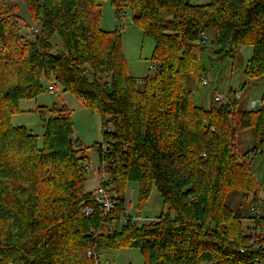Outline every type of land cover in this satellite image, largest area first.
I'll return each instance as SVG.
<instances>
[{
  "label": "trees",
  "instance_id": "1",
  "mask_svg": "<svg viewBox=\"0 0 264 264\" xmlns=\"http://www.w3.org/2000/svg\"><path fill=\"white\" fill-rule=\"evenodd\" d=\"M20 3L38 26H27L25 43ZM112 4L120 18L132 11L131 22L154 42L153 74L144 79L130 73L122 31L102 29L99 0H0V264H99L103 251L124 249L140 250L144 264H264L262 186L252 152L237 142L253 131L256 154L263 149L264 97L258 111L238 102L205 108L193 89L207 74L209 34L217 56L234 60L251 46L244 75L264 79V0ZM55 80L104 118L97 176H106L113 198L108 216L86 190L90 161L68 110L51 113L43 143L12 123L21 103ZM129 184L138 186L139 211L156 188L170 214L135 225ZM235 194L255 215L247 234L244 205H229ZM83 204L94 210L89 218Z\"/></svg>",
  "mask_w": 264,
  "mask_h": 264
},
{
  "label": "rangeland",
  "instance_id": "2",
  "mask_svg": "<svg viewBox=\"0 0 264 264\" xmlns=\"http://www.w3.org/2000/svg\"><path fill=\"white\" fill-rule=\"evenodd\" d=\"M191 2L196 5H204L209 3L210 0H191ZM99 3L103 14L102 29L105 31H116L118 29L122 31L123 51L131 75L138 79H144L152 75L153 65L151 59L155 45L152 40L145 38L137 25L131 22L132 11L126 9L127 16L125 19L117 20L116 8L113 6L112 0H99ZM18 16L21 20L19 24H16L19 30H23L21 35L25 37V43L31 40L29 36L31 33L28 32L27 26L34 29H38V26L32 20L26 5L23 3L19 5ZM212 40L213 36L209 34L208 49L202 53L201 57L204 66L207 68V74L201 79L200 84L193 87L196 97L195 102L199 106L210 108L215 101L213 95L216 92L231 96V92L237 91L242 93L238 104L249 109L252 100H261L264 97V79L251 81L244 75V69L253 56V48L251 46L240 47L236 58L231 60L214 54V43ZM54 45L59 48L61 43L59 40H54ZM204 81L209 82V85H204ZM50 84L51 82H45L44 91L37 99L21 103L20 107L23 112L15 115L12 123L15 127H26L31 134L38 136L40 143H43L45 124L53 116L51 113L58 109L68 110L74 122L75 138L87 150L90 161V170L86 173V190L88 192L95 191L98 188L97 172L100 167V157L97 149L103 143L104 118L99 111L91 108L76 95L65 92L57 81V92L55 93L49 90ZM237 142L241 153L252 152L248 161L252 163V170L262 186V197L264 199V146L256 154L257 142L253 131H247L239 136ZM138 191V186L135 184H129L127 187L126 200L129 215L158 218L162 213L170 214L156 188L153 189L152 195L144 209L139 211L137 206ZM242 204L244 205L243 210L247 218L242 221V230L247 234L248 228H254L256 221L253 218L255 215L251 210V206L244 204L238 194H235L229 200V205L234 209H237L240 205L242 206ZM258 212L260 213V211ZM111 230H115L114 226L109 227V231ZM257 231L259 234L264 235V225L259 226ZM98 262L99 264H144L145 259L138 249L108 250L100 253Z\"/></svg>",
  "mask_w": 264,
  "mask_h": 264
},
{
  "label": "built area",
  "instance_id": "3",
  "mask_svg": "<svg viewBox=\"0 0 264 264\" xmlns=\"http://www.w3.org/2000/svg\"><path fill=\"white\" fill-rule=\"evenodd\" d=\"M116 19L121 20L122 18L117 16ZM37 32L38 30L35 29V33ZM204 85L208 86L209 82L204 81ZM49 90L53 93L57 92L56 80L50 84ZM213 96H214V100L217 102L233 105L235 102H238L240 100L242 93L236 92L232 96H225L223 94H219L216 92V94H214ZM261 107H262V100H252V102L249 105V109L253 111H258ZM112 131H113L112 127L105 128V132L107 133H110ZM104 149H106V146H104ZM86 170L88 171L90 170L89 165L86 166ZM97 180H98V188L94 192V201H96L97 204L102 207L103 212L105 213L106 216H108L115 208L113 198L109 193H107V191L104 188V184L106 183V176L104 174H100L97 176ZM81 212L84 215V217L89 218L90 216L93 215L94 210L83 204ZM132 220L135 225L151 224L158 222V218H144L141 215H138L136 217L132 216ZM92 255H93L92 253H89V257H92Z\"/></svg>",
  "mask_w": 264,
  "mask_h": 264
},
{
  "label": "water",
  "instance_id": "4",
  "mask_svg": "<svg viewBox=\"0 0 264 264\" xmlns=\"http://www.w3.org/2000/svg\"><path fill=\"white\" fill-rule=\"evenodd\" d=\"M70 143H71V144L73 143V140H72V139H70Z\"/></svg>",
  "mask_w": 264,
  "mask_h": 264
},
{
  "label": "bare ground",
  "instance_id": "5",
  "mask_svg": "<svg viewBox=\"0 0 264 264\" xmlns=\"http://www.w3.org/2000/svg\"><path fill=\"white\" fill-rule=\"evenodd\" d=\"M241 72V71H240ZM195 99H196V97H195Z\"/></svg>",
  "mask_w": 264,
  "mask_h": 264
},
{
  "label": "crops",
  "instance_id": "6",
  "mask_svg": "<svg viewBox=\"0 0 264 264\" xmlns=\"http://www.w3.org/2000/svg\"><path fill=\"white\" fill-rule=\"evenodd\" d=\"M116 18H117V16H116ZM125 19V18H124Z\"/></svg>",
  "mask_w": 264,
  "mask_h": 264
}]
</instances>
